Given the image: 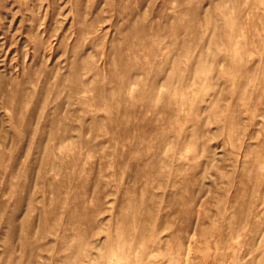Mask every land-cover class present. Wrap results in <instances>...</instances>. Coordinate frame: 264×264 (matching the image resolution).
I'll return each mask as SVG.
<instances>
[{"label":"rangeland","instance_id":"rangeland-1","mask_svg":"<svg viewBox=\"0 0 264 264\" xmlns=\"http://www.w3.org/2000/svg\"><path fill=\"white\" fill-rule=\"evenodd\" d=\"M0 264H264V0H0Z\"/></svg>","mask_w":264,"mask_h":264}]
</instances>
